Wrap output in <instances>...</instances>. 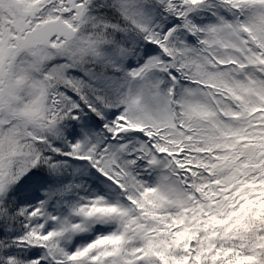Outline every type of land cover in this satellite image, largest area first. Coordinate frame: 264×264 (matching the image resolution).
I'll return each instance as SVG.
<instances>
[{
    "label": "snow or ice",
    "instance_id": "1",
    "mask_svg": "<svg viewBox=\"0 0 264 264\" xmlns=\"http://www.w3.org/2000/svg\"><path fill=\"white\" fill-rule=\"evenodd\" d=\"M0 264H264V0H0Z\"/></svg>",
    "mask_w": 264,
    "mask_h": 264
}]
</instances>
